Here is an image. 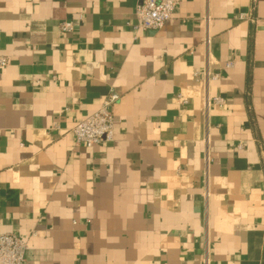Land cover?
<instances>
[{
	"label": "crops",
	"instance_id": "crops-1",
	"mask_svg": "<svg viewBox=\"0 0 264 264\" xmlns=\"http://www.w3.org/2000/svg\"><path fill=\"white\" fill-rule=\"evenodd\" d=\"M138 1L0 0V233L28 264H264V0L157 31ZM110 92L113 138L75 146Z\"/></svg>",
	"mask_w": 264,
	"mask_h": 264
},
{
	"label": "built area",
	"instance_id": "built-area-1",
	"mask_svg": "<svg viewBox=\"0 0 264 264\" xmlns=\"http://www.w3.org/2000/svg\"><path fill=\"white\" fill-rule=\"evenodd\" d=\"M175 4V0H139L134 9L135 26L143 30L157 31L171 17ZM239 18H248V15L241 14ZM73 27L70 20H63L59 25L62 31H71ZM0 63H5V59L0 58ZM117 98L116 92L108 93L96 111L72 127L75 146L89 147L113 138L114 118L111 105ZM223 102V97L213 96L206 104L221 105ZM26 250L27 243L18 233H0V264H28Z\"/></svg>",
	"mask_w": 264,
	"mask_h": 264
}]
</instances>
